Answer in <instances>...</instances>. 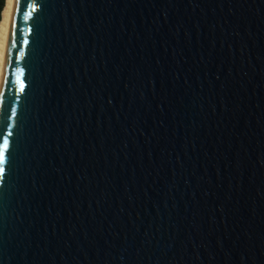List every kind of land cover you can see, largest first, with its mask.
<instances>
[{
	"label": "water",
	"instance_id": "1",
	"mask_svg": "<svg viewBox=\"0 0 264 264\" xmlns=\"http://www.w3.org/2000/svg\"><path fill=\"white\" fill-rule=\"evenodd\" d=\"M8 132L0 264H264V0H14Z\"/></svg>",
	"mask_w": 264,
	"mask_h": 264
},
{
	"label": "snow or ice",
	"instance_id": "2",
	"mask_svg": "<svg viewBox=\"0 0 264 264\" xmlns=\"http://www.w3.org/2000/svg\"><path fill=\"white\" fill-rule=\"evenodd\" d=\"M27 13L25 16L27 17ZM13 39L11 41V46H16L15 41V33L12 34ZM25 44L28 43L27 39L23 41ZM22 54V53H21ZM17 77H18V83H19V91L24 92L25 91V81L23 79H20V76L23 75L24 69L18 68L17 70ZM13 112H15V109H13ZM13 134L11 132H8L6 135L2 137V141H0V176H3L7 171V165L10 163L11 158V141L9 140V137Z\"/></svg>",
	"mask_w": 264,
	"mask_h": 264
},
{
	"label": "bare ground",
	"instance_id": "3",
	"mask_svg": "<svg viewBox=\"0 0 264 264\" xmlns=\"http://www.w3.org/2000/svg\"><path fill=\"white\" fill-rule=\"evenodd\" d=\"M14 0H6L0 23V84L3 76L5 53L7 46L10 18L13 10Z\"/></svg>",
	"mask_w": 264,
	"mask_h": 264
},
{
	"label": "trees",
	"instance_id": "4",
	"mask_svg": "<svg viewBox=\"0 0 264 264\" xmlns=\"http://www.w3.org/2000/svg\"><path fill=\"white\" fill-rule=\"evenodd\" d=\"M6 5V0H0V23L2 20V13Z\"/></svg>",
	"mask_w": 264,
	"mask_h": 264
}]
</instances>
